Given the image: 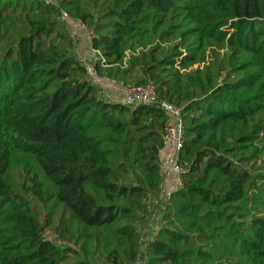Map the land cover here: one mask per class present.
Here are the masks:
<instances>
[{"label": "trees", "instance_id": "trees-1", "mask_svg": "<svg viewBox=\"0 0 264 264\" xmlns=\"http://www.w3.org/2000/svg\"><path fill=\"white\" fill-rule=\"evenodd\" d=\"M67 19L155 100L104 96ZM97 262L264 264V0H0V264Z\"/></svg>", "mask_w": 264, "mask_h": 264}, {"label": "rangeland", "instance_id": "rangeland-1", "mask_svg": "<svg viewBox=\"0 0 264 264\" xmlns=\"http://www.w3.org/2000/svg\"><path fill=\"white\" fill-rule=\"evenodd\" d=\"M67 29L69 31V34L72 38V50L80 60V62L85 66L87 71V79L91 83H95L98 85V87L101 89L102 93H104V96L107 98H111L113 100H119L122 98L121 93V87L120 84L115 83L114 81L108 80V79H98L97 76L93 73L91 69V64L95 58V52L90 48L89 45V35L85 31V29L80 26L77 22L71 21L69 19L65 20ZM106 90V91H105ZM108 90V91H107ZM171 156H175V150L172 148L171 154L167 157L163 165H161V170L168 169L167 173H169L172 178L173 187L178 185L176 183L177 175L174 173L171 167V162H169V158ZM160 158V157H159ZM163 172H162V193L166 194L170 190L167 188L169 186V183L166 184L163 180ZM158 217H152L150 223L148 226L152 228V226L157 223ZM149 230H146L144 234V239L148 237ZM43 236L46 237L49 240H55V234L51 230V228H46L43 231ZM143 239V240H144ZM56 242H59V240H56ZM98 264V262H97Z\"/></svg>", "mask_w": 264, "mask_h": 264}, {"label": "built area", "instance_id": "built-area-1", "mask_svg": "<svg viewBox=\"0 0 264 264\" xmlns=\"http://www.w3.org/2000/svg\"><path fill=\"white\" fill-rule=\"evenodd\" d=\"M112 81V80H111ZM122 99L121 101L126 104H136V103H151L155 100L156 95L151 84L142 85H120ZM162 107L168 112L169 119L164 128L163 143L164 145H170L175 150V155L181 141V128L178 121V111L171 106L162 103ZM161 152V150H160ZM159 152V155H160ZM171 162V167L174 173L177 175L176 183L179 185V172L180 169L175 164V156L169 158ZM168 192L164 194L166 197Z\"/></svg>", "mask_w": 264, "mask_h": 264}, {"label": "crops", "instance_id": "crops-1", "mask_svg": "<svg viewBox=\"0 0 264 264\" xmlns=\"http://www.w3.org/2000/svg\"><path fill=\"white\" fill-rule=\"evenodd\" d=\"M97 78L98 79H104L105 80V78H102V77H98L97 76ZM98 86V85H97ZM106 91V90H105ZM108 91V90H107ZM122 98H120V100H121ZM171 152H172V146H170V145H164L163 146V148L161 149V152H160V155H159V157H160V163H161V165H163V163L165 162V160L167 159V157L171 154ZM167 171H169L168 169H164L163 168V170H162V172H163V180H164V182L166 183V184H168L169 183V186L167 187L169 190H171L172 188H174L173 187V182H172V178H171V176L172 175H170L169 173H167Z\"/></svg>", "mask_w": 264, "mask_h": 264}]
</instances>
